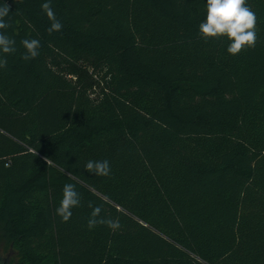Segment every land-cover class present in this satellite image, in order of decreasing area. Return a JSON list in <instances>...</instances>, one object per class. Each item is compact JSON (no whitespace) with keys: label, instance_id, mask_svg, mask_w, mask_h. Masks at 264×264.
<instances>
[{"label":"trees","instance_id":"trees-1","mask_svg":"<svg viewBox=\"0 0 264 264\" xmlns=\"http://www.w3.org/2000/svg\"><path fill=\"white\" fill-rule=\"evenodd\" d=\"M45 2L0 0L4 264H264V0H247L258 39L238 55L200 35L206 0H50L51 33ZM81 61L107 70L96 97L69 78ZM96 206L120 228L89 229Z\"/></svg>","mask_w":264,"mask_h":264},{"label":"clouds","instance_id":"clouds-1","mask_svg":"<svg viewBox=\"0 0 264 264\" xmlns=\"http://www.w3.org/2000/svg\"><path fill=\"white\" fill-rule=\"evenodd\" d=\"M48 19L51 21L48 31H60L61 22L56 18L54 9L50 0L41 5ZM10 12V6L6 3L0 5V30L9 27L6 20ZM257 23L256 13L248 5L247 0H206V17L199 25V33L205 40L209 38H226L229 41L227 52L230 55H238L248 48H254L257 43ZM26 53L23 56L25 60L34 59L38 56L40 42L36 39H24L21 41ZM15 40L9 38L0 31V53L11 54L15 51ZM7 66L6 59H0V69ZM37 152L35 153V155ZM48 163V159L46 158ZM85 168L87 171L98 176H108L111 168L107 160L93 161L89 160ZM80 195L76 191L75 185L66 183L63 187V196L57 208V214L64 222H67L72 216V209L79 206ZM91 206V205H90ZM102 209L99 206L93 208L91 218L88 221L89 229L97 224H105L112 230L120 228L118 219H104L100 217Z\"/></svg>","mask_w":264,"mask_h":264},{"label":"rangeland","instance_id":"rangeland-1","mask_svg":"<svg viewBox=\"0 0 264 264\" xmlns=\"http://www.w3.org/2000/svg\"><path fill=\"white\" fill-rule=\"evenodd\" d=\"M75 67L77 73L70 75L69 78L82 87H87L92 97H96V94H98L103 87L104 81L109 79L107 70L100 67V65H93L92 63L82 61L76 63ZM9 253V250L0 248L1 262L7 259Z\"/></svg>","mask_w":264,"mask_h":264},{"label":"water","instance_id":"water-1","mask_svg":"<svg viewBox=\"0 0 264 264\" xmlns=\"http://www.w3.org/2000/svg\"><path fill=\"white\" fill-rule=\"evenodd\" d=\"M2 260H1V258H0V264H4V263H6V259L3 261V262H1Z\"/></svg>","mask_w":264,"mask_h":264}]
</instances>
